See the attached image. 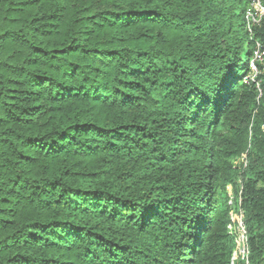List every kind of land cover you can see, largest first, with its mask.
I'll return each instance as SVG.
<instances>
[{"label": "trees", "instance_id": "16d2710c", "mask_svg": "<svg viewBox=\"0 0 264 264\" xmlns=\"http://www.w3.org/2000/svg\"><path fill=\"white\" fill-rule=\"evenodd\" d=\"M248 6L0 0V264H264Z\"/></svg>", "mask_w": 264, "mask_h": 264}, {"label": "built area", "instance_id": "2783aa9c", "mask_svg": "<svg viewBox=\"0 0 264 264\" xmlns=\"http://www.w3.org/2000/svg\"><path fill=\"white\" fill-rule=\"evenodd\" d=\"M245 16L248 21L249 29L250 25L259 23L264 17V0H249V6L246 8ZM262 60L263 53L258 44L257 49L254 51L253 61L251 62L252 67L256 66L255 62ZM240 162L243 168L247 167L249 163L247 156H243ZM237 163L239 162L237 161L236 164ZM231 216L233 224L229 225V232L235 236L237 244L231 258V264H236L239 260L244 261L245 264H249L250 246L248 243L247 230L243 221V211L240 210L237 214L231 212Z\"/></svg>", "mask_w": 264, "mask_h": 264}, {"label": "rangeland", "instance_id": "374dc122", "mask_svg": "<svg viewBox=\"0 0 264 264\" xmlns=\"http://www.w3.org/2000/svg\"><path fill=\"white\" fill-rule=\"evenodd\" d=\"M247 26H248V22H247ZM262 53H263V51H262ZM253 61V58H252V60H251V62ZM257 62H259V61H257ZM252 66V65H251ZM255 66V65H254ZM256 67V66H255ZM252 67V72L250 73V76H252V77H255V75L258 73V70H257V72H256V69H258V67ZM228 192L232 195V186H229V189H228Z\"/></svg>", "mask_w": 264, "mask_h": 264}]
</instances>
